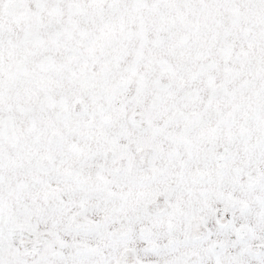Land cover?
Returning a JSON list of instances; mask_svg holds the SVG:
<instances>
[{"label": "snow or ice", "instance_id": "snow-or-ice-1", "mask_svg": "<svg viewBox=\"0 0 264 264\" xmlns=\"http://www.w3.org/2000/svg\"><path fill=\"white\" fill-rule=\"evenodd\" d=\"M0 264H264V0H0Z\"/></svg>", "mask_w": 264, "mask_h": 264}]
</instances>
